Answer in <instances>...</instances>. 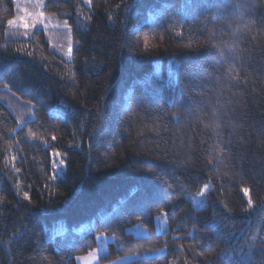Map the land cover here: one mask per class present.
<instances>
[{"label":"trees","instance_id":"obj_1","mask_svg":"<svg viewBox=\"0 0 264 264\" xmlns=\"http://www.w3.org/2000/svg\"><path fill=\"white\" fill-rule=\"evenodd\" d=\"M42 11L63 27L24 37L7 24L15 1L0 0V264H75L98 234L115 237L108 259L140 256L128 264H264V0ZM136 225L150 235L125 234Z\"/></svg>","mask_w":264,"mask_h":264},{"label":"rangeland","instance_id":"obj_2","mask_svg":"<svg viewBox=\"0 0 264 264\" xmlns=\"http://www.w3.org/2000/svg\"><path fill=\"white\" fill-rule=\"evenodd\" d=\"M14 1L16 4L17 11H18V18L24 17L26 15V13H33V12L42 11L44 4H45V0H14ZM84 1L88 2V0H84ZM37 2H42L43 6L41 8H36L35 5ZM45 17H47L46 14H45ZM18 18H17V20H18ZM46 24H47V27H49L50 29H52L56 33L59 32L61 27H63L48 17L46 20ZM17 26L22 28L19 25V23L17 24ZM37 28L38 29L44 28V26L37 25L34 29H31V31H34ZM64 47L67 48L68 44L65 45ZM153 230H154V233L156 235H161V234L167 233L169 231L167 217L165 216V218L163 220H157L155 218ZM67 231H68V228L66 227V225L64 223H58L53 230V232H54L53 234H55V235L56 234H62V233H65ZM73 231L78 233V234H81V235L84 233L83 227L75 228V229H73ZM125 234L132 235L135 238H145V237H148L150 235V231L147 228L142 227L141 225H136V226H132V227H127L125 229ZM114 241H115L114 236L106 235V234L96 235V247L93 250H91L89 253H87L83 256H79L82 259L76 258L75 264H128V263L133 262V261L140 258V256L135 254V255L124 256V257H121V258H118L115 260L108 259L109 245L114 243ZM165 253H166L165 250L164 251H152V252L146 253L144 255V257L153 258V257L163 255Z\"/></svg>","mask_w":264,"mask_h":264},{"label":"snow or ice","instance_id":"obj_3","mask_svg":"<svg viewBox=\"0 0 264 264\" xmlns=\"http://www.w3.org/2000/svg\"><path fill=\"white\" fill-rule=\"evenodd\" d=\"M42 6H43L42 2H37L36 5H35L36 8H41ZM86 19H90V17H86ZM109 19H112V17H109ZM46 20H47V17H45L44 12L43 11H39V12H33V13H26V15L24 17L18 18L17 21L9 19L7 21V24H8V26H13L14 24L19 23V25L24 29L22 35L24 37H29L30 35H32L31 29H34L37 25H42L44 27H47ZM65 25H67V21H65ZM210 42L211 41H209V43ZM186 47L190 48L191 45L190 44L186 45ZM17 51L18 52H24V54L29 55V56H34L33 52H25L24 48L17 49ZM71 52H72V47H71V44L69 43V45L67 47V51L64 54L66 56H70ZM0 75H2V73H0ZM177 119H179V115L178 114H177ZM11 132H16V129L15 128L11 129ZM26 137L27 138H34V139H39L40 138L38 136V134L36 132L32 131L31 129L28 130V132L26 134ZM52 139L55 140L56 137L52 136ZM45 144H47V141H45ZM216 149H218L221 153L223 152V149L220 147L219 143L214 146V150H216ZM63 155L64 154L59 153V152L55 153V156L58 159H54L52 164H51V168H52L53 172H56L61 166H63L65 164V159L64 158H60ZM11 159L14 161L15 157L13 156ZM216 159H220V156H217ZM12 171L13 172H19V168L13 166ZM50 179L55 180L56 177L52 176V177H50ZM21 187L22 186L19 183L16 185L18 194L21 191ZM210 191H211V183L208 182V183H205L203 185V187L197 192V195L201 196V197H204L206 195V193H209ZM242 191H243L244 196L247 197L248 208H246L245 211H248V209H251V208L254 207L253 200H252V197L250 195V190L247 187L243 188ZM22 198L25 199V200H28L29 199V192L23 191L22 192ZM201 203H203V202H201ZM225 207H227V205H225ZM166 215H167V213H164L163 211H161L160 214L156 217V219L157 220H163ZM252 239L255 240L256 237L253 236ZM157 251H164V249H157ZM77 259H82V258L81 257H77Z\"/></svg>","mask_w":264,"mask_h":264}]
</instances>
